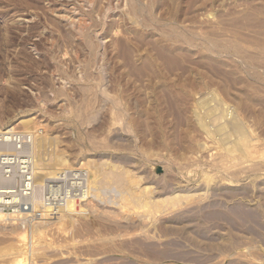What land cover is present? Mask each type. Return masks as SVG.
I'll return each instance as SVG.
<instances>
[{"label":"rangeland","instance_id":"374dc122","mask_svg":"<svg viewBox=\"0 0 264 264\" xmlns=\"http://www.w3.org/2000/svg\"><path fill=\"white\" fill-rule=\"evenodd\" d=\"M28 127L93 192L1 221L0 264H264V0H0V128Z\"/></svg>","mask_w":264,"mask_h":264},{"label":"built area","instance_id":"2783aa9c","mask_svg":"<svg viewBox=\"0 0 264 264\" xmlns=\"http://www.w3.org/2000/svg\"><path fill=\"white\" fill-rule=\"evenodd\" d=\"M34 138L35 134L16 129L0 132V212L10 217L24 215L31 220L39 214L41 206L52 210L61 208L72 200V174L82 190L79 196L86 189L81 170L72 173L66 169L52 179L38 182L34 170Z\"/></svg>","mask_w":264,"mask_h":264},{"label":"bare ground","instance_id":"6f19581e","mask_svg":"<svg viewBox=\"0 0 264 264\" xmlns=\"http://www.w3.org/2000/svg\"><path fill=\"white\" fill-rule=\"evenodd\" d=\"M208 112H209V115L211 117H213L215 123L221 122L220 119L218 118V116L216 115V113H214L212 109L209 108ZM213 119H212V121H213ZM21 123H23L25 125L29 124V125H26L25 127L31 126L30 125L31 120H29V119L23 120V121H21ZM223 124H224V122H223ZM28 128L29 129L25 128V130L27 129L26 133L35 134L34 143H33V153H34V158H35L34 170H35V173L37 175V181L38 182H43L46 179H52L55 176H57L60 172L65 171L66 169H64V168L63 169L56 168L58 166L59 167L66 166V161H61L58 158V153H57V149H56L57 148L56 147V141L54 142V141L47 140L45 143L42 142L38 146H36V137H37V135H36V133H34L35 131L31 132L30 127H28ZM228 128H229V126H228ZM225 129H227V127H225V126L220 128L218 130V134L221 135V133H223L225 131ZM232 129L235 132L238 128L236 126H234V127H232ZM7 130H12V129L9 128ZM7 130H3V129L0 128V132L7 131ZM216 131L217 130H215V132ZM228 133H230V132H228ZM225 134H226V131H225ZM226 140H228V139H226ZM226 140H224V141H226ZM232 144H234V143H232ZM50 160L51 161L53 160L52 163H54V165H55V167L53 169L56 168L57 170H52L51 167H49V166H53V165L49 164V163H51ZM67 168H70V166H68ZM81 171L84 173L85 178H86V189H85V192H84L83 196H81L82 198H79L78 200H82V202H83L84 199H88L89 194L93 192V188H91V184H90V182L92 181V178L89 175L90 173H88L87 170H85V169H82ZM87 188H89V189H87ZM123 190H125L123 192V197L121 198L120 195L118 196V197L121 198L119 205H122V204L125 203L126 207H127L128 204H135L138 207H143L144 210H156V209H160L161 208L160 205H153L151 203L149 204L148 202H145V200L142 198V196L137 195L130 188L124 189V186H123ZM121 201H122V203H121ZM78 202H80V201H78ZM78 205L79 204L76 203L74 201V199H73V200H70L67 203H65L61 208H58V209H55V210H52L51 208H48V207L41 206L39 208V214L36 217H34V218L32 217L31 220H29V216H24L23 215V216H21V218H15V217H10L9 215L0 212V222L1 221L2 222H8L11 219H14V221L17 220L20 223H23L22 225H24L26 223V221H28V223L31 222L30 224H33L34 222H37L38 220H41L43 218V216L45 214L49 213L50 211L55 212V213H59L61 211L70 212L71 210H74L76 208V206H78ZM79 208H80V206L77 207V209H79Z\"/></svg>","mask_w":264,"mask_h":264}]
</instances>
